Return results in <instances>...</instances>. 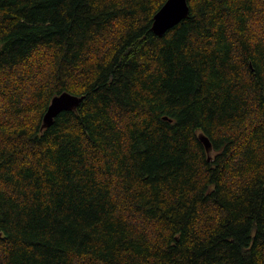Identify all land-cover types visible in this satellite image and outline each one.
<instances>
[{"label": "trees", "instance_id": "obj_1", "mask_svg": "<svg viewBox=\"0 0 264 264\" xmlns=\"http://www.w3.org/2000/svg\"><path fill=\"white\" fill-rule=\"evenodd\" d=\"M164 1L0 0V264H264V0Z\"/></svg>", "mask_w": 264, "mask_h": 264}, {"label": "water", "instance_id": "obj_2", "mask_svg": "<svg viewBox=\"0 0 264 264\" xmlns=\"http://www.w3.org/2000/svg\"><path fill=\"white\" fill-rule=\"evenodd\" d=\"M188 11L187 0H165L153 16L152 31L157 35H162L181 19H184ZM83 99L84 95L79 96L67 91L54 95L42 116L41 128L50 126L53 123V119L61 111L75 110ZM199 137L206 151H209L211 149L210 140L205 135H199Z\"/></svg>", "mask_w": 264, "mask_h": 264}, {"label": "bare ground", "instance_id": "obj_3", "mask_svg": "<svg viewBox=\"0 0 264 264\" xmlns=\"http://www.w3.org/2000/svg\"><path fill=\"white\" fill-rule=\"evenodd\" d=\"M64 92V91H63ZM51 101V100H50ZM50 103V102H49ZM49 105V104H48ZM70 111V110H69ZM41 123H42V121H41Z\"/></svg>", "mask_w": 264, "mask_h": 264}]
</instances>
